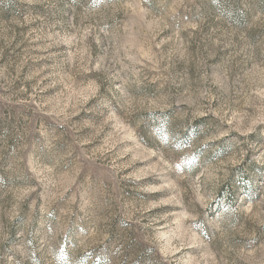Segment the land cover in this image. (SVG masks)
I'll list each match as a JSON object with an SVG mask.
<instances>
[{
  "label": "rangeland",
  "instance_id": "1",
  "mask_svg": "<svg viewBox=\"0 0 264 264\" xmlns=\"http://www.w3.org/2000/svg\"><path fill=\"white\" fill-rule=\"evenodd\" d=\"M0 264H264V0H0Z\"/></svg>",
  "mask_w": 264,
  "mask_h": 264
}]
</instances>
